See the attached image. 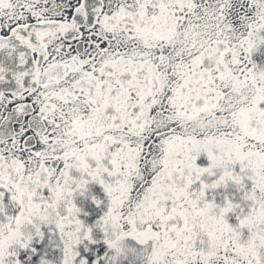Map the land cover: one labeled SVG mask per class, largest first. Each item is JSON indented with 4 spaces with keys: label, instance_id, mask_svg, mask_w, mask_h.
I'll list each match as a JSON object with an SVG mask.
<instances>
[{
    "label": "snow or ice",
    "instance_id": "obj_1",
    "mask_svg": "<svg viewBox=\"0 0 264 264\" xmlns=\"http://www.w3.org/2000/svg\"><path fill=\"white\" fill-rule=\"evenodd\" d=\"M0 264H264V0H0Z\"/></svg>",
    "mask_w": 264,
    "mask_h": 264
}]
</instances>
